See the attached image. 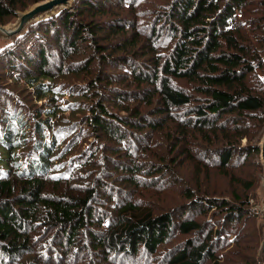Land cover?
Returning a JSON list of instances; mask_svg holds the SVG:
<instances>
[{
  "label": "trees",
  "instance_id": "trees-1",
  "mask_svg": "<svg viewBox=\"0 0 264 264\" xmlns=\"http://www.w3.org/2000/svg\"><path fill=\"white\" fill-rule=\"evenodd\" d=\"M263 132L264 0H75L0 47V264H260L246 188L140 194L186 160L231 184Z\"/></svg>",
  "mask_w": 264,
  "mask_h": 264
},
{
  "label": "rangeland",
  "instance_id": "rangeland-1",
  "mask_svg": "<svg viewBox=\"0 0 264 264\" xmlns=\"http://www.w3.org/2000/svg\"><path fill=\"white\" fill-rule=\"evenodd\" d=\"M159 2H161V0H159ZM16 19L17 17L14 20L8 22L7 24L16 21ZM245 27L243 29V32L250 35L249 31L247 30V28H249L250 26L246 25ZM138 38L141 41L147 40L144 36H140ZM6 40H7L6 38L0 37V47L5 45ZM63 78L67 82L74 83L77 81H81L80 79L82 78V75L80 76L75 75L68 78L66 74L65 77ZM72 97L73 96L70 95V92L67 91L65 94V98L72 99ZM263 135L264 132L262 136L257 138V140L259 141L258 143L259 147ZM246 143H247V139L245 138L243 139L242 144H246ZM191 144H195V143L190 142L189 145ZM155 152L158 153L159 155L163 154L162 155L163 159H166V161H168V158H170L171 156L173 157L179 156L177 152L172 153L166 147H163L162 149L159 147L155 150ZM175 165H177L175 168L179 176V179L177 178L179 180V183L176 184L170 190H168L167 194L161 193L162 191L166 190L165 188H163L162 190H157L155 188H149L147 186L141 187L143 188V190H146L145 193L140 194L142 205L144 207H160V206L163 208L170 207L169 209L178 206L184 200V198L182 197V191L185 189L187 184L193 186V188L197 189V191L200 193L207 192L209 194L218 195L224 192V194L222 195L228 198H230L231 194L234 192L243 193L244 188H246V192L243 193L244 194L243 197L249 198V203L250 206L252 207V210L258 213V215L253 214L251 219H249L248 222L246 223V226L247 227L250 226L252 222L253 226H255L257 233L259 232L261 237L260 240H258L257 242H251L250 240L244 238L243 240L240 241V243H260L259 249L257 251L258 255L256 256L259 263L261 264L259 259V250L262 240L264 238V213H262L261 211V209L262 210L264 209V166L262 164V159H261V147H260L259 156H251L249 159H245L240 162V169L234 171L235 172L233 178L234 181L231 184L227 180V178L229 177L225 176L223 172H221L217 168L200 169L197 167V164L193 160H186L184 163L181 164L179 163ZM259 165H261L262 167L261 169ZM144 180L145 177L143 178V181ZM107 223L108 221L106 220L105 224ZM164 247L165 246H162L161 249H166Z\"/></svg>",
  "mask_w": 264,
  "mask_h": 264
},
{
  "label": "water",
  "instance_id": "water-1",
  "mask_svg": "<svg viewBox=\"0 0 264 264\" xmlns=\"http://www.w3.org/2000/svg\"><path fill=\"white\" fill-rule=\"evenodd\" d=\"M75 0H42L39 1L28 9L17 12L16 21L7 25L0 24V37L9 39L14 35L21 33L25 27L35 21H40L51 17L54 14H59L64 10H70L73 8ZM261 147V159L264 166V135L260 144ZM264 213V209L262 210ZM259 259L261 264H264V238L262 240Z\"/></svg>",
  "mask_w": 264,
  "mask_h": 264
}]
</instances>
